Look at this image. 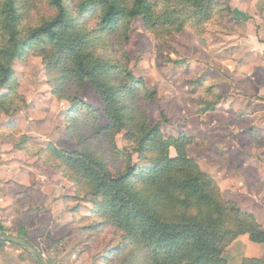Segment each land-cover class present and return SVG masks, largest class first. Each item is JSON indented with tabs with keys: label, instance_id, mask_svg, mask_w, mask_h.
Listing matches in <instances>:
<instances>
[{
	"label": "rangeland",
	"instance_id": "1",
	"mask_svg": "<svg viewBox=\"0 0 264 264\" xmlns=\"http://www.w3.org/2000/svg\"><path fill=\"white\" fill-rule=\"evenodd\" d=\"M149 1L156 4L155 26L148 30L142 18L127 23L126 28L106 36L100 55L121 63L123 76L126 71L131 73L157 94L156 100L145 103L149 124L155 125L164 115L168 121L161 123L166 138L186 133L195 139L187 149L189 156L221 183L226 200L236 202L264 226V191L245 190L250 177L234 168L233 160L235 156L244 157L246 151L242 144L233 150L230 139L235 118L231 109L235 96L230 90L245 60L240 58L244 51L235 43L237 35L244 31L243 19L229 16L230 0H214L219 7L213 19L203 26L194 28L186 23L182 28L179 18L187 15L188 5L183 12L172 15L173 22L168 24L167 17L160 18L166 3ZM177 1L174 6L182 8ZM20 2L23 9L30 4L33 8L23 19L25 26H37L55 14L47 0ZM70 2L74 7L82 0ZM260 2L263 4L257 7L264 12V1ZM98 21V17L91 16L89 27L95 29ZM13 70L17 105L21 107L11 117L0 115V232L29 240L50 264H123V260H103L111 246L124 242L121 234L114 229L98 234L86 229L96 223L88 221L93 216V205L78 194L73 182L63 177L60 163L43 154L50 146L67 152L86 148L97 151L113 172L123 169L121 157L106 140L93 134L97 123L107 125L104 102L88 81L82 88L71 82L62 84L59 93L63 97L56 96L42 59L32 54L25 60L16 58ZM74 97L90 105L94 112L82 111L74 118ZM217 103L215 111L202 115V109ZM116 144L118 149H124V134L116 137ZM171 154L174 156L175 151ZM134 162L145 166L136 155ZM238 239L224 252L230 264H241L244 257H255L258 249H264L248 235ZM0 262L40 264L30 252L7 243L0 245Z\"/></svg>",
	"mask_w": 264,
	"mask_h": 264
},
{
	"label": "trees",
	"instance_id": "2",
	"mask_svg": "<svg viewBox=\"0 0 264 264\" xmlns=\"http://www.w3.org/2000/svg\"><path fill=\"white\" fill-rule=\"evenodd\" d=\"M47 1L55 14L32 27L25 26L23 20L33 10L31 4L23 9L20 0H0V90H8L0 93V115L11 117L20 110L13 65L16 58L25 60L30 54L42 59L56 96L63 97L59 93L62 84L71 82L82 88L88 81L101 97L107 125L97 123L93 134L106 140L121 157L123 169L113 172L97 151L86 148L67 152L50 146L43 154L60 163L63 177L93 205L88 221L96 223L86 229L97 234L114 229L123 237L124 242L111 246L103 260L230 264L224 252L239 237L248 235L264 246V226L255 215L226 200L219 183L189 156L187 149L195 139L186 133L166 138L161 123L168 121L164 115L155 125L149 124L145 103L156 100L157 94L131 73L126 71L123 76L121 63L99 53L109 33L126 28L135 19L142 18L151 30L156 4L149 0H82L72 7L70 0ZM159 2L166 3L160 18L167 17L168 24L173 22L172 15L189 6L187 15L179 18L182 28L186 23L194 28L203 26L219 7L214 0H178L182 8L174 6V0ZM91 16L99 20L95 29L88 25ZM72 102L74 118L82 111L94 112L76 97ZM217 106L208 105L202 115ZM121 134L126 141L123 150L116 144ZM134 155L145 166L136 164ZM241 264H264V254L261 258L246 257Z\"/></svg>",
	"mask_w": 264,
	"mask_h": 264
},
{
	"label": "crops",
	"instance_id": "3",
	"mask_svg": "<svg viewBox=\"0 0 264 264\" xmlns=\"http://www.w3.org/2000/svg\"><path fill=\"white\" fill-rule=\"evenodd\" d=\"M260 1L264 0H230L231 18L244 21V31H240L235 43L244 51L240 58L245 59L241 73L235 75L238 80L230 90L235 96L230 139H233V150L238 144L244 145L246 154L235 156L233 167L250 177L245 183L248 185L245 190L250 191L258 188L264 191V12L257 7ZM263 254L264 249H258L257 255L251 258H261Z\"/></svg>",
	"mask_w": 264,
	"mask_h": 264
},
{
	"label": "water",
	"instance_id": "4",
	"mask_svg": "<svg viewBox=\"0 0 264 264\" xmlns=\"http://www.w3.org/2000/svg\"><path fill=\"white\" fill-rule=\"evenodd\" d=\"M0 242L13 244L33 254L40 264H50L45 255L29 240L12 234L0 232Z\"/></svg>",
	"mask_w": 264,
	"mask_h": 264
}]
</instances>
